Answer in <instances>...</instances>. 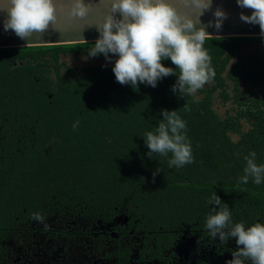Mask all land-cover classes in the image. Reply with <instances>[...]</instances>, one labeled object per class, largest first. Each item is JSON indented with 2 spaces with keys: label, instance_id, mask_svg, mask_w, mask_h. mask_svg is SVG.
I'll list each match as a JSON object with an SVG mask.
<instances>
[{
  "label": "trees",
  "instance_id": "trees-1",
  "mask_svg": "<svg viewBox=\"0 0 264 264\" xmlns=\"http://www.w3.org/2000/svg\"><path fill=\"white\" fill-rule=\"evenodd\" d=\"M259 39L264 37H206L215 77L199 107L193 94L178 98L172 92L175 75L155 88L140 84L133 89L116 81L115 57L83 67L61 60L88 56L94 42L0 48V109L9 119L11 166L0 189V218H12L22 202L50 200L62 207L69 202L77 224L80 215L93 223L108 220L115 209L133 207L143 214L151 210L154 222H174L182 190L188 193L187 207L207 186L240 190L243 183L237 179L246 164L238 155L256 150L230 148L227 135L210 123L216 118L210 106L224 79L256 82L258 53L247 60L240 52ZM162 63L175 68L170 59ZM162 109L175 110L186 121L194 160L209 157L221 179L229 181L181 183V168L168 166L171 153L148 158L142 136L158 127ZM156 168L161 172L153 178Z\"/></svg>",
  "mask_w": 264,
  "mask_h": 264
},
{
  "label": "flooded vegetation",
  "instance_id": "flooded-vegetation-1",
  "mask_svg": "<svg viewBox=\"0 0 264 264\" xmlns=\"http://www.w3.org/2000/svg\"><path fill=\"white\" fill-rule=\"evenodd\" d=\"M255 52L259 55L258 79L250 84L224 79L212 95L210 108L216 118L210 123L227 135L230 148L255 149L257 164H264V40L259 39L257 48L244 47L240 55L249 60ZM211 85L214 81L193 94L198 107L205 96L203 90ZM8 120L0 109V189L11 171ZM246 155H238L244 164ZM215 167L203 155L181 167V183L221 182ZM207 188L189 207L184 200L188 193L182 190L176 220L165 223L152 221L151 210L143 214L133 207L115 209L108 220L99 218L93 223L80 215L77 224L72 222L69 202L64 207L55 206V201L50 205V200L32 205L22 202L12 218H0V264H225L235 251V238L223 243L210 236L205 227L212 207L208 199L216 192L230 207L233 223L243 222L245 227L264 223V183L257 185L249 179L240 190ZM34 213L43 215V222L33 219Z\"/></svg>",
  "mask_w": 264,
  "mask_h": 264
},
{
  "label": "clouds",
  "instance_id": "clouds-1",
  "mask_svg": "<svg viewBox=\"0 0 264 264\" xmlns=\"http://www.w3.org/2000/svg\"><path fill=\"white\" fill-rule=\"evenodd\" d=\"M236 3L251 10L250 15L241 12L240 20L259 25L264 37V0ZM209 11L214 19L204 23L201 17ZM0 15L4 31L11 30L27 42L43 38L50 29L59 34L78 30L83 36L85 30L95 28L99 35L88 56L103 54L106 61L115 57L112 71L118 83L133 89L140 84L155 88L159 80L175 75L171 90L178 98L195 94L215 77L212 58L204 47L210 35L207 29L219 30L227 19L221 7L213 10V0H0ZM168 59L175 68L162 63ZM161 115L158 127L142 136L148 158L171 153L169 168L193 163L186 121L175 110L162 109ZM244 159L239 181L264 183V164H257L256 152L250 151ZM160 172L156 168L153 178ZM207 203L212 205L205 222L210 236L223 243L235 238V251L225 264H264V223L247 227L243 222L233 223L230 207L216 192ZM33 219L43 222L44 217L34 213Z\"/></svg>",
  "mask_w": 264,
  "mask_h": 264
},
{
  "label": "water",
  "instance_id": "water-1",
  "mask_svg": "<svg viewBox=\"0 0 264 264\" xmlns=\"http://www.w3.org/2000/svg\"><path fill=\"white\" fill-rule=\"evenodd\" d=\"M217 6L221 7L227 13V19L223 21V26L219 30L214 27H209L207 31L210 35L207 37H262L260 35L259 25L244 23L239 18L241 12L250 15V9H241L237 6L236 0H213V10ZM212 19L214 18L211 11L206 12L201 17L204 23ZM2 20L3 16L0 15V48L94 42L99 35L95 28L85 30L83 36L78 30L59 34L50 29L43 38L33 37L27 42L17 37L11 30L4 31Z\"/></svg>",
  "mask_w": 264,
  "mask_h": 264
},
{
  "label": "rangeland",
  "instance_id": "rangeland-1",
  "mask_svg": "<svg viewBox=\"0 0 264 264\" xmlns=\"http://www.w3.org/2000/svg\"><path fill=\"white\" fill-rule=\"evenodd\" d=\"M250 46L252 48H257L259 47V40H255ZM249 50H246L245 52H248ZM61 60L65 61L69 65H76L79 67H83L86 65H91V64H102L106 63L105 58H92L88 56H76V55H66V56H61Z\"/></svg>",
  "mask_w": 264,
  "mask_h": 264
}]
</instances>
